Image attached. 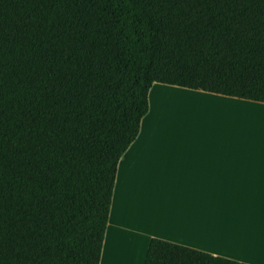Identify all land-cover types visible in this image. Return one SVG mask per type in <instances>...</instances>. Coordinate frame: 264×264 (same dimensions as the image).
<instances>
[{
	"label": "trees",
	"instance_id": "1",
	"mask_svg": "<svg viewBox=\"0 0 264 264\" xmlns=\"http://www.w3.org/2000/svg\"><path fill=\"white\" fill-rule=\"evenodd\" d=\"M154 83L264 104V0H0V264H99Z\"/></svg>",
	"mask_w": 264,
	"mask_h": 264
},
{
	"label": "crops",
	"instance_id": "2",
	"mask_svg": "<svg viewBox=\"0 0 264 264\" xmlns=\"http://www.w3.org/2000/svg\"><path fill=\"white\" fill-rule=\"evenodd\" d=\"M166 95L218 104L229 113L232 104L264 108L154 83L138 136L117 165L99 264H144L151 239L264 264V152L249 140L232 138L230 122L220 128L224 136L205 131L176 136L168 115L151 107Z\"/></svg>",
	"mask_w": 264,
	"mask_h": 264
},
{
	"label": "rangeland",
	"instance_id": "3",
	"mask_svg": "<svg viewBox=\"0 0 264 264\" xmlns=\"http://www.w3.org/2000/svg\"><path fill=\"white\" fill-rule=\"evenodd\" d=\"M200 100L182 97L170 96L160 101H152V109H161L168 115L169 120L177 126L176 136L183 135L188 131H205L210 132V136H224L219 131L227 123H231L232 138L249 140L250 145L259 149V152H264V117L245 116L233 113L232 109H247L256 112V114L264 115V108L253 106H236L232 104L230 113L227 108L218 104L203 103L196 104ZM193 128V129H191ZM209 128V129H208ZM178 133V134H177ZM202 136V135H201Z\"/></svg>",
	"mask_w": 264,
	"mask_h": 264
},
{
	"label": "bare ground",
	"instance_id": "4",
	"mask_svg": "<svg viewBox=\"0 0 264 264\" xmlns=\"http://www.w3.org/2000/svg\"><path fill=\"white\" fill-rule=\"evenodd\" d=\"M197 104V103H196ZM232 111H233V113H236V114H240V115H245V116H247V115H249V116H256V117H261V118H263L264 117V115L263 114H256V112H254V111H249V110H242V111H239V110H234V109H232Z\"/></svg>",
	"mask_w": 264,
	"mask_h": 264
}]
</instances>
